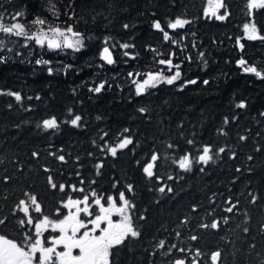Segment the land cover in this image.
I'll list each match as a JSON object with an SVG mask.
<instances>
[{
  "label": "trees",
  "instance_id": "1",
  "mask_svg": "<svg viewBox=\"0 0 264 264\" xmlns=\"http://www.w3.org/2000/svg\"><path fill=\"white\" fill-rule=\"evenodd\" d=\"M207 3L0 0L6 23L84 37L55 49L0 30V235L25 246L68 196L123 191L136 233L108 264H214L216 250L264 264V3Z\"/></svg>",
  "mask_w": 264,
  "mask_h": 264
},
{
  "label": "rangeland",
  "instance_id": "2",
  "mask_svg": "<svg viewBox=\"0 0 264 264\" xmlns=\"http://www.w3.org/2000/svg\"><path fill=\"white\" fill-rule=\"evenodd\" d=\"M220 0H208L206 11L210 14L213 13L214 16H220L221 15V6L219 5ZM252 4H262L264 3V0H251ZM184 22L183 19L176 20L172 25L177 26ZM0 30L3 31H13L14 34L21 37H26L29 39V37L35 38L40 45H47L50 48H64V47H79L82 45L84 37L82 34L78 33L76 30H74L71 27L62 26L60 24H57L55 26H39L35 25L32 28L27 27V25L22 22L19 17L14 16L11 21L7 20V23L4 19H0ZM247 34L251 37H256L259 35L258 30L255 28L253 24H248L246 26ZM26 43V42H23ZM173 62L170 61L167 63L168 69H171ZM167 74V72L160 71L156 75L152 74H145L144 77L139 80L138 82V88L140 90L144 89L146 86L151 85L155 83L157 80H159L163 75ZM51 121V120H50ZM49 122V121H48ZM130 138L124 137L122 138L117 144L113 145L111 147V151H115L117 148L124 146L128 143ZM209 149L206 148L204 152L201 154V158H207L209 155ZM190 162L189 157H185L182 159V164L187 165V163ZM65 203V202H64ZM127 203V202H126ZM128 204V203H127ZM23 207L27 210L28 204H24ZM66 222H69L67 220L60 219V220H50L46 217L40 218L36 225H35V232H38L36 234V238H34L29 244L23 246L20 245L17 242H13V240L4 237L0 235V242H2L3 247H0V260L4 262L3 264H7V260H12L14 264H55L56 260L55 255L59 254L56 252L57 248L55 249L53 246L49 245V239L43 241L42 233L44 234L47 230L50 228H59V224H64ZM121 222L123 224L122 229H115L111 231L106 238H104L103 245L100 246V248H103L104 245L108 242V246L106 247L108 250V254L110 252L111 245L120 243L127 234H135L136 230L134 228V225L131 221V216L127 215L126 213H123L121 216ZM64 232H59V234L56 236V239L65 238V239H76L78 241L85 240V236H71V232H66L65 229H63ZM53 232V231H52ZM104 234V231L102 232ZM48 243V244H47ZM49 246V247H48ZM89 246L88 242L82 243V248H85ZM5 247L9 248V257L3 256V249ZM54 248V249H53ZM59 252V251H58ZM70 256V254H68ZM62 257L64 258V255L62 254ZM109 257H106L103 264H108Z\"/></svg>",
  "mask_w": 264,
  "mask_h": 264
},
{
  "label": "flooded vegetation",
  "instance_id": "3",
  "mask_svg": "<svg viewBox=\"0 0 264 264\" xmlns=\"http://www.w3.org/2000/svg\"><path fill=\"white\" fill-rule=\"evenodd\" d=\"M64 202V208L62 211L60 210V215L56 217V220L64 218L69 222L63 225L59 224V228H50L44 234L42 233L43 241H46L53 234L50 236L49 242H46L55 249L57 248L56 252L59 256L55 255L54 257L56 260L58 259L56 264H64L66 262H72L73 264H103L106 257L110 258V252L108 254L106 248L110 242L100 248L103 245L102 240L111 231L123 228L121 222L123 213L131 216L125 192L119 191L117 194L111 193L106 196L86 192L80 196L70 195ZM44 217L52 218L49 216ZM37 221L34 222V225H36ZM63 229L66 232L70 231L72 237L85 236V240L83 239L81 242L74 238L70 240L60 238L57 240L56 236L59 232H64ZM103 231L104 234L102 233ZM36 233L38 234V232ZM83 242H88L89 246L82 248ZM114 245H111V247ZM0 247H3L2 242H0ZM111 247L109 248L111 249ZM3 250V256L9 257V248L5 247ZM3 263L0 260V264ZM7 264H14V262L7 260Z\"/></svg>",
  "mask_w": 264,
  "mask_h": 264
},
{
  "label": "water",
  "instance_id": "4",
  "mask_svg": "<svg viewBox=\"0 0 264 264\" xmlns=\"http://www.w3.org/2000/svg\"><path fill=\"white\" fill-rule=\"evenodd\" d=\"M102 59L106 62V63H110L113 60V53L112 50L108 47L105 46L103 48V52H102ZM77 228V226H76ZM219 250L214 251L213 255H212V259L214 264H218L219 263ZM177 264H184V260L182 258L178 259L176 261ZM66 264H73L71 262H68ZM193 264H198V260H195Z\"/></svg>",
  "mask_w": 264,
  "mask_h": 264
}]
</instances>
